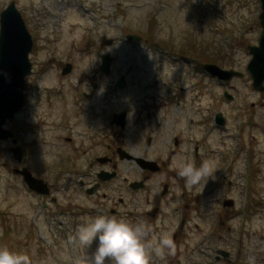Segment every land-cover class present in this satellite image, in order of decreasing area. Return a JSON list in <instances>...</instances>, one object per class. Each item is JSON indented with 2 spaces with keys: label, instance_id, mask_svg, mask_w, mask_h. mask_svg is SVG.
<instances>
[{
  "label": "rangeland",
  "instance_id": "obj_1",
  "mask_svg": "<svg viewBox=\"0 0 264 264\" xmlns=\"http://www.w3.org/2000/svg\"><path fill=\"white\" fill-rule=\"evenodd\" d=\"M13 2L35 38L32 61L45 72L26 91L30 104L27 118L20 115L7 127L27 146L23 165L57 189L71 187L69 179L57 180L55 174L70 171L67 157L71 150L64 138L70 136L66 113L71 109L72 88L100 72L99 53L114 57L112 81L125 76L130 90H135V82L139 85L153 76L160 80L156 90H142L155 97L166 90L170 64L162 63L158 49L151 51L148 42H153V35L165 51L201 45L203 52L209 53L208 60L215 54L223 69L246 74L245 79L225 85L205 75L196 77L188 66L184 79L187 116L196 113V119L204 120L202 131L190 134L204 141L210 129L208 120L219 113L225 114L227 125L209 132L203 143L204 160L214 162L213 178L189 189L188 205L192 208L186 223L182 227L168 222L154 228L158 230L152 235L156 239L166 234L174 242V235L179 236L174 242L175 253L163 259L154 257L153 264H216L219 251L230 255L231 263L223 264H249L250 257L255 258V264H264V93L256 92L247 76L252 60L247 47L258 45L263 32L261 0H0V20ZM128 35L145 41L131 42ZM109 41L113 45H108ZM67 64L75 65L71 79L62 75ZM228 91L234 101L225 98ZM113 92L107 91L108 106L98 101L102 91L88 107L96 105L98 113L103 109L119 111L121 105ZM12 147L0 142V247L27 253L31 264H78L95 246L82 247L68 225L45 222L67 208L71 192L56 195L63 204L59 208L51 204L44 210L46 199L32 194L14 173L21 165L10 152ZM188 148L192 146L188 144ZM89 165L84 162L81 168ZM123 172L126 174V169ZM230 199L234 207H224Z\"/></svg>",
  "mask_w": 264,
  "mask_h": 264
},
{
  "label": "flooded vegetation",
  "instance_id": "obj_2",
  "mask_svg": "<svg viewBox=\"0 0 264 264\" xmlns=\"http://www.w3.org/2000/svg\"><path fill=\"white\" fill-rule=\"evenodd\" d=\"M152 41L148 42L151 51H154V48L158 49L157 54L163 58L162 63L170 64L167 73L168 83L164 86L166 90L158 97L148 92L144 95L142 91L144 89L154 91L159 88L160 80L153 79L154 76L139 85L135 82L133 85L135 90H130L131 85L125 76L113 82L112 77L115 74L113 65L116 61L114 59L110 73H105L101 59L105 54L102 53L98 56L101 60L98 61L100 72L94 77L90 76V80L83 78L72 88L74 96L69 102L71 109L66 113L68 118L66 126L70 136L64 138L71 150L70 156L67 157V165L72 172L60 171L55 174L57 180L69 179L71 187L57 189L49 180L35 176L47 183L49 189L46 190L49 193L46 190L39 193L30 191L39 199H46L43 200L44 210H49L51 204L59 208L63 204H60L56 195L64 190L71 192L67 208L60 210L57 215L46 219L45 222L49 220L57 222L58 226L68 225L75 236V228L82 223L83 217L118 215L133 223L137 221L147 223L151 227V237L153 233H158L154 228L162 227L168 222L182 227L186 223L187 212L192 208L188 205L189 189L178 176L173 161L187 155L199 165L205 159L203 143L207 141L209 132L217 130L216 124L213 125L216 122L213 117L210 122L208 120L210 129L207 137H203L206 141H201L199 137L195 139L194 134L193 136L190 134L195 130L202 131L204 120L196 119L198 116L196 113L192 118L187 116L184 79L188 66L200 79L207 76L208 79L225 85L233 81L219 80L206 70L207 65H219V62L215 60L217 57L215 54L208 60L209 53H204L201 45L181 46L179 52H174L165 51L167 48L156 43L154 35ZM168 47L174 49L170 45ZM69 65L72 66L70 75L73 74L75 65L67 64L66 67H62L63 76ZM44 72L45 69L39 68L33 62V73L25 81L24 106L14 120L5 126L14 133L15 138L1 142L13 145L10 150L12 153L16 147L21 148L23 153V159L19 162L21 169L16 168L14 173L27 188L24 177L18 174V171L27 168L23 165L27 157V146L18 139L17 133L7 126L14 123L20 115L27 118L30 104L26 91L34 79L36 83L42 79ZM70 75H67L66 79H71ZM108 90L114 91V100L121 105L119 111L108 108L109 111L103 109L98 113L95 111L96 105H93V108L88 107L102 91L98 101L99 103L104 101L108 106ZM157 100L158 104L153 106ZM188 144L192 148H188ZM84 162L90 164L89 167L81 168ZM124 169L126 174L123 172ZM66 175L68 176L65 177ZM229 186L232 187L233 183ZM59 233L63 234L60 231ZM178 236L177 233L174 235V242H177ZM219 255L220 251L215 257L216 264L231 263V260L223 259Z\"/></svg>",
  "mask_w": 264,
  "mask_h": 264
},
{
  "label": "clouds",
  "instance_id": "obj_3",
  "mask_svg": "<svg viewBox=\"0 0 264 264\" xmlns=\"http://www.w3.org/2000/svg\"><path fill=\"white\" fill-rule=\"evenodd\" d=\"M212 142L210 138L209 143ZM213 165L210 160L197 165L187 155L173 161L178 176L190 190L206 185L213 178ZM150 233L147 223H133L118 215L83 217L74 239L85 249L95 247L78 264H153L154 257L163 259L166 254L175 253L176 245L166 234L156 239ZM0 264H31V259L27 253L0 247ZM249 264H255L254 257L249 258Z\"/></svg>",
  "mask_w": 264,
  "mask_h": 264
},
{
  "label": "water",
  "instance_id": "obj_4",
  "mask_svg": "<svg viewBox=\"0 0 264 264\" xmlns=\"http://www.w3.org/2000/svg\"><path fill=\"white\" fill-rule=\"evenodd\" d=\"M263 14L261 24L264 29V0H261ZM129 40H138V37L130 36ZM34 49V41L27 25L13 3L1 15L0 33V141H7L14 137L11 131H6L4 126L8 120L13 121L15 115L24 106V89L26 78L32 74L33 65L31 63V53ZM253 57L248 72L254 81V88L264 92V32L259 46L249 47ZM103 71L110 73L113 59L109 56L102 57ZM72 66L69 65L64 70V75L71 73ZM206 70L223 81H231L234 78H242L243 74L237 71H226L218 66H206ZM121 86L119 87V89ZM218 123L225 126L226 122L222 115L218 118ZM18 161H22L23 153L21 148L14 150ZM25 177L31 190L45 192L48 189L44 181L37 180L28 169L19 172ZM48 192V190H46ZM49 193V192H48ZM225 207H234L233 201H227ZM225 257L229 255L222 253Z\"/></svg>",
  "mask_w": 264,
  "mask_h": 264
}]
</instances>
